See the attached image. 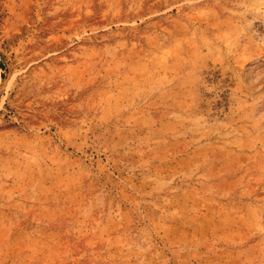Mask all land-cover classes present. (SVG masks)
Here are the masks:
<instances>
[{
  "label": "rangeland",
  "instance_id": "rangeland-1",
  "mask_svg": "<svg viewBox=\"0 0 264 264\" xmlns=\"http://www.w3.org/2000/svg\"><path fill=\"white\" fill-rule=\"evenodd\" d=\"M0 264H264V0H0Z\"/></svg>",
  "mask_w": 264,
  "mask_h": 264
},
{
  "label": "trees",
  "instance_id": "trees-1",
  "mask_svg": "<svg viewBox=\"0 0 264 264\" xmlns=\"http://www.w3.org/2000/svg\"><path fill=\"white\" fill-rule=\"evenodd\" d=\"M0 68H1V65H0Z\"/></svg>",
  "mask_w": 264,
  "mask_h": 264
}]
</instances>
